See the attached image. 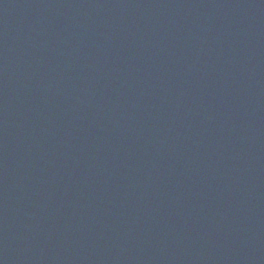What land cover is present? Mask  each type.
<instances>
[{"label":"water","instance_id":"obj_1","mask_svg":"<svg viewBox=\"0 0 264 264\" xmlns=\"http://www.w3.org/2000/svg\"><path fill=\"white\" fill-rule=\"evenodd\" d=\"M0 264H264V0H0Z\"/></svg>","mask_w":264,"mask_h":264}]
</instances>
